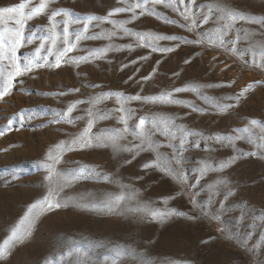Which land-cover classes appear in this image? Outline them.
Masks as SVG:
<instances>
[{"label":"rangeland","instance_id":"1","mask_svg":"<svg viewBox=\"0 0 264 264\" xmlns=\"http://www.w3.org/2000/svg\"><path fill=\"white\" fill-rule=\"evenodd\" d=\"M0 264H264V0H0Z\"/></svg>","mask_w":264,"mask_h":264},{"label":"bare ground","instance_id":"2","mask_svg":"<svg viewBox=\"0 0 264 264\" xmlns=\"http://www.w3.org/2000/svg\"><path fill=\"white\" fill-rule=\"evenodd\" d=\"M254 175H255V174H254ZM37 213H38V212H37ZM55 213H56V212H55ZM32 217H33V216H32ZM32 217H31V218H32ZM52 218H53V217H52ZM43 223H45V222H43ZM41 227H42V226H41ZM18 230H19V229H18ZM21 230H22V229H21ZM40 233H41V232H40ZM37 234H38V233H37Z\"/></svg>","mask_w":264,"mask_h":264}]
</instances>
